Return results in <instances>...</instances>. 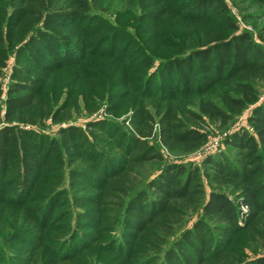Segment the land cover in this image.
Returning <instances> with one entry per match:
<instances>
[{
  "label": "trees",
  "instance_id": "obj_1",
  "mask_svg": "<svg viewBox=\"0 0 264 264\" xmlns=\"http://www.w3.org/2000/svg\"><path fill=\"white\" fill-rule=\"evenodd\" d=\"M105 2L0 0V54L13 23L7 41L19 49L3 116L0 107V264H264V51L235 32L223 0H126L115 20L133 10L146 23L134 36L101 19L86 30ZM137 41L167 58L155 73L150 56L132 61ZM53 48L84 52L55 70L44 66ZM105 104L116 118L131 111V131L124 118L43 132L48 119ZM254 104L252 132L224 139L234 155L163 164L159 146L192 153L207 142L203 127L227 128Z\"/></svg>",
  "mask_w": 264,
  "mask_h": 264
},
{
  "label": "rangeland",
  "instance_id": "obj_2",
  "mask_svg": "<svg viewBox=\"0 0 264 264\" xmlns=\"http://www.w3.org/2000/svg\"><path fill=\"white\" fill-rule=\"evenodd\" d=\"M225 6L229 10V13L234 21L236 33H246L249 35L251 40L258 46L262 48L264 51V5L251 2L250 0H223ZM127 5L126 0H106L104 3L102 9L98 8V11H93L91 14V18L89 19V22L86 25V30H91L92 27L89 25L92 21L96 20L99 22V19H101L103 22L101 25L108 26L111 29L122 31H127L130 35L134 36L135 33L141 34V26L146 25L145 22L140 21L139 17H130L127 15H131L133 13V10H129L127 15L123 16L122 20L116 21V13L118 11L125 12L127 11ZM2 13V9H0V14ZM101 23V22H100ZM14 26L13 24H10L7 29H5V38L3 40L4 46H5V52L0 54V60H3V66L0 68V107L2 109L1 116L4 115V108H5V98L7 94V89L11 81L12 73L14 66L18 64V56L15 53L17 50V53H19V49H17V45L15 44H8V36H9V30L11 27ZM84 38L87 40V32H83ZM148 36V35H147ZM83 40V39H80ZM142 40V38H141ZM145 40V39H143ZM84 41V40H83ZM128 42V41H127ZM138 42V41H137ZM141 42V41H140ZM140 42L137 43V46L135 47H129V43H127V50L128 53L132 52L131 55L133 56L132 61L133 62H139L144 59L145 56H150L154 62V68L150 70L151 73H155L158 68L160 67V63L164 62L166 59L164 58V53L160 49H157L156 43H151L149 47L147 48L145 45L143 46L140 44ZM130 48V49H129ZM54 55L50 57V62L45 64L44 66H49L51 69L58 70L62 67V65L65 64H75L79 59L82 58L81 54L84 52V49L82 51H78L77 55L71 54L70 51L66 50L65 52L61 53L59 49H54ZM101 53H107L109 52L108 49L104 48L103 50H99ZM3 56H6L5 59H3ZM24 55H20L19 58L23 57ZM128 56H130L128 54ZM47 75H42V78H45ZM155 84H161L159 87L158 85H155V92L157 94L163 92L165 94V90L160 88L163 85H167V81L162 82H156ZM169 82L168 86H172V84ZM258 90V98L257 102L255 104H259L264 102V83H260L257 86ZM116 93H120L121 96H126V100H130V96L128 94L127 89H123V91H118ZM63 98V97H62ZM139 100V99H136ZM107 104V103H106ZM101 106L97 111H94L93 113H87L86 111L82 110L80 113H74L72 118L62 121L60 123H54L51 119H48L45 122L46 128L43 129V132L46 134H52L54 135L56 133L57 129L60 128H68V127H74V128H81L82 130H85L86 125L91 122L100 121V120H111L114 122H121L125 118V127L131 131L130 125H128V122H126V118L130 117L129 111L120 114V118H116L113 115L109 114L107 112V105ZM251 105L249 106L241 115H239L232 124L228 125L227 128L219 126L218 124H214L210 126V130L203 127V130L208 132L207 136V142L202 145L199 149L195 150L192 153L184 154V155H173L169 153L166 149H164L162 146H159V150L165 160L163 164L166 163H191V164H200L201 160L210 155H216L218 153H227L229 155H234L235 151L232 148L226 147L224 145V139L227 136H230L232 134H235L237 132H241L242 130H246L247 132L251 133L252 129L247 123L248 115L251 112L252 108L255 106ZM11 124H16L15 122ZM21 125V124H16ZM23 129H29L33 128V126H20ZM35 128V127H34ZM158 145L159 142H158ZM115 154V153H113ZM156 167H153L152 169H148L149 173L154 172ZM148 174L145 173V175H141L143 178H146ZM205 190L208 192V187L205 185ZM2 199V197H0ZM23 198H19L18 203H22ZM23 210V209H22ZM21 210V211H22ZM20 212V209H14L10 211V213L7 214V219L11 221H16L18 217V213ZM50 213H46V216H49ZM47 217H44V222H46L47 226ZM194 219V216L187 222V227H190L192 224V221ZM53 223V222H52ZM51 223V224H52ZM50 224V225H51ZM49 229H56V227L49 228ZM20 234L18 233H11L10 237L13 239H18ZM118 236V235H117ZM1 238V236H0ZM120 238V237H119ZM120 240V239H119ZM2 249V246L0 247V251ZM12 249H5L4 254L9 256Z\"/></svg>",
  "mask_w": 264,
  "mask_h": 264
}]
</instances>
